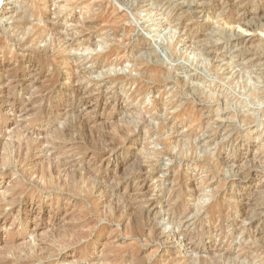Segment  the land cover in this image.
I'll return each mask as SVG.
<instances>
[{"label":"rangeland","instance_id":"obj_1","mask_svg":"<svg viewBox=\"0 0 264 264\" xmlns=\"http://www.w3.org/2000/svg\"><path fill=\"white\" fill-rule=\"evenodd\" d=\"M0 42V264H264V0H0Z\"/></svg>","mask_w":264,"mask_h":264},{"label":"bare ground","instance_id":"obj_2","mask_svg":"<svg viewBox=\"0 0 264 264\" xmlns=\"http://www.w3.org/2000/svg\"><path fill=\"white\" fill-rule=\"evenodd\" d=\"M244 2H249V0L247 1V0H243ZM31 2V1H30ZM43 2V1H42ZM41 2V3H42ZM45 2V1H44ZM251 2V1H250ZM41 3H40V5H41ZM101 4V3H100ZM231 4V3H230ZM39 5V6H40ZM102 5H103V3H102ZM229 5V4H228ZM35 6V5H34ZM47 7V6H46ZM34 9V8H33ZM39 9V8H38ZM40 9H42V8H40ZM83 9V8H82ZM201 9H203V7H202V5H200V4H195L194 6H193V13H199V12H202L201 11ZM88 10V9H87ZM102 10H104L103 8H102ZM192 10V9H191ZM93 11V10H92ZM40 12V11H39ZM41 13V12H40ZM87 13V12H86ZM42 14V13H41ZM117 15V14H116ZM115 15V16H116ZM78 16V15H77ZM118 16V15H117ZM98 17H99V15H98ZM104 17V16H103ZM91 18V17H90ZM254 18H256V17H254ZM253 18V19H254ZM88 19V16H86V15H82V19H78V23L80 24V26L79 27H77V31L75 32V33H72L71 32V34H69L70 35V37L72 38V40H69L68 38V35H65L62 31H61V27H59V25L58 24H56V23H54V19H52V18H48L47 20H46V22H44V24L46 25V27H47V29H48V31H49V34H50V36H51V39H49L50 40V42H49V48L51 49V50H54L55 49V46H56V44L58 43V42H61V41H66V43H67V48L68 49H74V48H76V46L78 45V46H83V48L85 49L86 47L85 46H87V44L89 43V41H88V39H87V37L89 36L88 34L89 33H87V22H86V20ZM239 20V19H238ZM257 20V19H256ZM24 20H20V21H18L19 23H22ZM249 21L250 20H248V22H246V23H243V25H248L249 27H251V25L250 24H254L256 21H251L250 22V24H247V23H249ZM98 22V21H97ZM100 23H101V21H100ZM99 23V24H100ZM3 24V23H2ZM92 24V23H91ZM98 24V25H99ZM158 25H159V27L160 28H162V27H164L165 29H167V30H169V37L167 38V40H168V43H169V45H174V46H176L179 42H180V39H174L175 37H176V30H174L173 31V29H172V27H168L166 24H165V19L163 20V21H158V23H157ZM165 24V25H164ZM212 24V23H211ZM256 24V23H255ZM21 25V24H20ZM23 25V24H22ZM89 25H90V23H89ZM210 26V25H209ZM95 27H97V26H95ZM257 27H258V24H257ZM257 27H256V29H257ZM76 28V27H75ZM239 28V27H238ZM254 28V27H253ZM71 30V29H70ZM238 30V29H237ZM241 30V29H240ZM47 31V32H48ZM248 31V30H247ZM77 34H79V36L80 37H76V35ZM9 35V34H8ZM35 35H37V36H39L38 35V32H35L34 33V35L32 36V37H35ZM237 36L236 37H238V40H242V41H244L245 39L243 38V36H244V32H239V30H238V33L236 34ZM48 36V35H47ZM6 37V36H5ZM68 37V38H67ZM39 38V37H38ZM180 38V37H179ZM7 39V38H6ZM182 40V39H181ZM6 41V40H5ZM261 41V40H260ZM12 42V41H11ZM15 42V41H14ZM1 43V42H0ZM89 45V44H88ZM78 49V48H77ZM108 50H110V49H108ZM211 50V49H210ZM7 52V51H6ZM32 52H34L33 50H28V54H32ZM108 52V51H107ZM117 52V51H116ZM246 52H248V51H246ZM252 52H254V51H252ZM35 53V52H34ZM38 53V52H37ZM113 53V51H111V52H109V54H112ZM208 53H209V51H208ZM254 53H256V52H254ZM36 54V53H35ZM3 55V54H2ZM16 55V54H15ZM39 55V54H38ZM55 55V54H54ZM5 56V55H4ZM33 56V55H32ZM40 56V55H39ZM213 56V55H212ZM253 57V56H252ZM263 57H264V55H263ZM13 58V57H12ZM20 58V57H19ZM59 58V57H58ZM32 59V58H31ZM251 59V58H250ZM22 60V59H21ZM27 60V59H26ZM49 60V59H48ZM65 60V59H64ZM29 63V62H28ZM35 63V62H34ZM20 64V63H19ZM33 64V63H32ZM52 64V63H51ZM8 65V64H7ZM31 65V64H30ZM83 63H76V64H74V63H72L71 64V67L68 69V74L69 75H73V76H76V68H79V69H81V73L82 74H84V71H83ZM13 67V66H12ZM18 68V67H17ZM7 69V68H6ZM21 69V68H20ZM35 69V68H34ZM55 69H57V68H55ZM63 69V68H62ZM156 70H157V68H156ZM16 71V70H15ZM60 71V70H59ZM63 71V70H62ZM1 72H3V71H1ZM14 72V71H13ZM23 72V71H22ZM16 73V72H15ZM24 73V72H23ZM163 73V72H162ZM34 74V73H33ZM59 74V73H58ZM11 75V74H10ZM9 75V76H10ZM49 75V74H48ZM47 75V76H48ZM62 75V74H61ZM29 76V75H28ZM250 76V75H249ZM8 77V76H7ZM260 76H258V78H259ZM12 78V77H11ZM17 77H15V79H16ZM256 78V77H255ZM76 79V78H75ZM2 80V79H1ZM55 80V79H54ZM259 80V79H258ZM3 81V80H2ZM2 83V82H1ZM15 83V82H14ZM12 84V83H11ZM10 84V85H11ZM17 84V83H16ZM20 84V83H19ZM24 84V83H23ZM26 84V83H25ZM30 84V83H29ZM80 85V84H79ZM18 86V85H17ZM23 86V85H22ZM31 86V85H30ZM3 87H6V86H3ZM26 87V86H25ZM32 87V86H31ZM73 87V86H72ZM245 87V86H244ZM76 88V87H75ZM80 90V89H79ZM196 90V89H195ZM77 91V90H76ZM252 96H254L255 98H264V92H262V91H251V93H250ZM211 99H213V100H225V108H229V105L227 104V103H229V104H231L232 102H233V100H230L229 99V96H228V94L227 93H223V92H219V91H213V93H211ZM83 102V101H82ZM242 102V101H241ZM87 103V102H86ZM243 103H244V105L242 106V107H239V108H236V110L237 111H239L240 113H242V122H248V121H251V119H252V117L250 116V115H248V114H246V111L243 109V108H245V102L243 101ZM233 104V103H232ZM235 107H238V104H237V106H235ZM190 107H188L187 109H189ZM219 118H221L220 116H219ZM52 130V129H51ZM89 131V130H88ZM5 145V144H4ZM9 147V146H8ZM8 162V161H7ZM5 165V164H4ZM7 165H8V163H7ZM9 166V165H8ZM7 167V166H6ZM17 168V167H16ZM55 168V167H54ZM10 169V168H9ZM12 169V168H11ZM17 170V169H16ZM15 170V171H16ZM248 170H250V169H248ZM8 171V170H7ZM246 171V170H245ZM256 171V170H255ZM244 174V173H243ZM250 174V173H249ZM122 182V181H121ZM192 182H193V180H192ZM111 183V182H110ZM252 185V184H251ZM254 185V184H253ZM119 187V186H118ZM258 187V186H257ZM255 189V188H254ZM253 189V190H254ZM18 190V189H17ZM23 192V191H22ZM15 194V193H14ZM255 194V193H254ZM258 194H260V193H258ZM264 194V193H263ZM257 195V194H256ZM260 195H262V194H260ZM116 196V195H115ZM254 198V197H253ZM255 200V199H254ZM254 202V201H253ZM251 203V202H250ZM134 204V203H133ZM260 204V203H259ZM248 206V205H247ZM261 208V207H260ZM256 210V209H255ZM261 210V209H260ZM259 210V211H260ZM144 211V210H143ZM247 211V210H246ZM249 213V212H248ZM246 214H247V212H246ZM256 214V213H255ZM134 215V214H133ZM246 216V215H245ZM259 216V215H258ZM257 216V217H258ZM261 216V215H260ZM255 217V216H254ZM151 219V218H150ZM255 219V218H254ZM263 219H264V217H263ZM152 225V224H151ZM153 226H154V228H153V230L155 229V225L153 224ZM157 228V227H156ZM153 230H152V232H153ZM150 231H151V228H150ZM156 234V233H155ZM18 241V240H17ZM96 262V261H95Z\"/></svg>","mask_w":264,"mask_h":264}]
</instances>
